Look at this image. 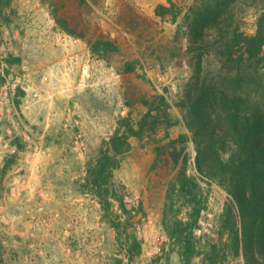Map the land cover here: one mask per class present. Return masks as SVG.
<instances>
[{
  "label": "rangeland",
  "instance_id": "rangeland-1",
  "mask_svg": "<svg viewBox=\"0 0 264 264\" xmlns=\"http://www.w3.org/2000/svg\"><path fill=\"white\" fill-rule=\"evenodd\" d=\"M102 1L0 0V264H114L116 233L102 219L97 199L81 191L86 162L120 117L136 124L147 110L144 100L162 93L175 125L131 137L114 180L125 183L128 200L142 201L146 210L137 227L143 252L133 264H151L167 241L162 211L177 169L156 164V150L188 132L181 98L198 55L203 53L205 71L220 67L213 39L207 37L206 49H192L197 45L188 40L187 15L196 0H178L183 12L175 22L151 13L155 0L143 6L121 0L109 9ZM263 1L236 5L241 31L255 32ZM9 55L21 62H5ZM158 64L171 68L167 81L151 78ZM145 66L155 72L146 74ZM189 150V173L197 174L192 142ZM207 188L209 203L197 233L217 238L229 195L216 181ZM171 262L179 264L177 253ZM224 264H246L242 246L230 245Z\"/></svg>",
  "mask_w": 264,
  "mask_h": 264
},
{
  "label": "trees",
  "instance_id": "trees-1",
  "mask_svg": "<svg viewBox=\"0 0 264 264\" xmlns=\"http://www.w3.org/2000/svg\"><path fill=\"white\" fill-rule=\"evenodd\" d=\"M239 1L196 0L187 15L186 35L191 46L197 45L192 49L209 48L207 37H211L220 67L205 71L203 53L198 55L195 74L180 102L188 132L174 138L167 133L170 140L157 147L156 164H172L177 172L167 183L162 211L167 241L151 264H172V253L178 254L179 264H224L230 245L237 250L242 246L246 264H264V1L254 33L241 31L236 22ZM182 12L178 0H166L155 10L157 16L173 22ZM60 23L68 33L84 37L67 22ZM97 44L105 49L111 46L110 42ZM99 46L94 47L95 53L102 51ZM4 61L16 64L21 58L9 55ZM144 103L147 110L136 124L128 117L118 119L116 130L88 158L81 183L82 193L97 199L102 219L116 233L119 252L114 264H133L141 256L144 240L137 227L146 218L143 202L128 200V186L114 180L115 171L132 147L131 137L142 138L175 125L164 93ZM190 142L197 174L189 173ZM211 181L223 185L229 195L217 238L197 233Z\"/></svg>",
  "mask_w": 264,
  "mask_h": 264
},
{
  "label": "built area",
  "instance_id": "built-area-1",
  "mask_svg": "<svg viewBox=\"0 0 264 264\" xmlns=\"http://www.w3.org/2000/svg\"><path fill=\"white\" fill-rule=\"evenodd\" d=\"M157 67H158L157 72L154 73V76L151 75V78L153 80H157V81H167L169 78V74L171 72V68L168 66L167 67L162 66L161 64H158ZM144 71L146 72V74H149V75L152 71L155 72L154 67H152V66H145ZM11 131L12 130H9V132H11ZM17 183H19L18 179L13 181V184H17Z\"/></svg>",
  "mask_w": 264,
  "mask_h": 264
},
{
  "label": "crops",
  "instance_id": "crops-1",
  "mask_svg": "<svg viewBox=\"0 0 264 264\" xmlns=\"http://www.w3.org/2000/svg\"><path fill=\"white\" fill-rule=\"evenodd\" d=\"M122 1H126L128 2L129 4L131 5H135V3L137 4H140L141 6L145 5L146 3H144V0H122ZM156 3L152 4V14L155 15V9H156V6L159 4V3H166V0H155ZM120 2L121 0H103L101 5L105 6L107 9L110 8H113V6L116 4V5H120ZM133 3V4H132ZM147 7L146 8H149V6H151V3L146 5ZM146 8H140V9H146ZM96 9H98L96 7Z\"/></svg>",
  "mask_w": 264,
  "mask_h": 264
}]
</instances>
